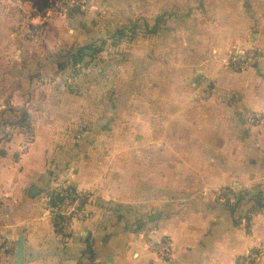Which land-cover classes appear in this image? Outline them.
Masks as SVG:
<instances>
[{
    "label": "crops",
    "instance_id": "crops-1",
    "mask_svg": "<svg viewBox=\"0 0 264 264\" xmlns=\"http://www.w3.org/2000/svg\"><path fill=\"white\" fill-rule=\"evenodd\" d=\"M174 2L164 0L163 11ZM201 2L196 24L181 28L195 38L182 43L188 51L177 70L180 88L165 89L163 111L131 109L115 121L136 134L120 141L132 146L127 182L126 155L109 166L85 156L93 141L88 135L73 143L52 131L81 122L50 121L44 106L35 105L44 96L37 82L49 74L59 78L56 52L79 40V11L42 17L28 1L0 0V98L37 113L34 140L23 152L21 135L0 146V264H17L21 234L24 264H238L253 248L261 253L256 264H264V206L241 221L216 193L245 190L264 204V123L248 118L250 111L264 112V0ZM43 29L54 40L35 50ZM243 46L256 47L258 56L253 66L236 70L230 53ZM207 81L211 89L204 91ZM3 107L0 114L8 112ZM62 178L91 192L90 217L75 220L68 235L57 231L48 209L49 191ZM126 199L152 219L158 236H171V259L148 249V233L133 223L134 206L120 204Z\"/></svg>",
    "mask_w": 264,
    "mask_h": 264
},
{
    "label": "rangeland",
    "instance_id": "rangeland-1",
    "mask_svg": "<svg viewBox=\"0 0 264 264\" xmlns=\"http://www.w3.org/2000/svg\"><path fill=\"white\" fill-rule=\"evenodd\" d=\"M176 1L175 6L166 12L163 11L164 0H68L66 9L62 12L59 9L51 11L50 8L39 11L28 1L34 8L33 13L42 17L71 15L75 8L79 11L78 18L81 23L78 26L81 30L78 34L79 40L72 45H64L65 47L56 52L57 59L59 53H70L79 56V61L69 64L63 70L59 68L57 79L52 78L53 74H49L47 78L43 76V80L40 79L37 85L43 88L44 96L42 102L39 100L35 105L39 103L44 106L45 117L50 121L61 117L66 123L81 122L75 126L69 124L70 128L52 131L70 136L74 139L73 143L88 135L93 141L86 146L85 156L99 157L109 166L117 155H126L122 164L124 180L127 182L131 181L132 146L121 145L120 141L126 142L127 139L135 138L136 134L130 128L115 125V121L129 115L126 112L132 114V110H164L165 89L180 88V79L176 77L177 70L188 51L182 43L195 38L193 34L181 31V28L196 24L195 13L202 10L203 3L201 0H185L186 3L181 6L179 0ZM156 25L157 30L153 32L151 29ZM40 39L35 50L54 40L45 34L44 29ZM84 47L94 50L87 48V55H78ZM12 55L17 60L21 59L16 52ZM60 60L66 59L62 57ZM57 63L59 67V59ZM232 66L236 70H243L233 64ZM210 89L211 82L207 81L203 90ZM2 103H5L2 109H7L8 112L0 114V146L6 148L14 137L21 135L20 152H23L34 140L33 123L37 113L30 115V130L16 124L22 113L20 106L23 103L13 101L11 97L0 98V106ZM145 115L141 113V117ZM93 121L102 122V125L104 123L103 128L92 127L89 123ZM117 201L119 199L115 202ZM234 203H237V198ZM120 204L127 208L134 206L128 199L120 201ZM130 209L133 223L138 228L147 231L157 227L152 219L140 215L136 206ZM237 214L245 215L244 212Z\"/></svg>",
    "mask_w": 264,
    "mask_h": 264
},
{
    "label": "built area",
    "instance_id": "built-area-1",
    "mask_svg": "<svg viewBox=\"0 0 264 264\" xmlns=\"http://www.w3.org/2000/svg\"><path fill=\"white\" fill-rule=\"evenodd\" d=\"M68 0H54L50 10L59 9L61 12L66 9ZM258 56V49L254 46L236 47L230 53L229 64H233L239 69H245L254 65ZM248 118L255 124L264 123V112H248ZM55 188L58 190L62 199L56 205L48 206L49 213L53 219L54 225L58 232L62 235L72 234L74 229V221L85 220L90 217L91 212L87 206L91 197L88 189L80 188L73 185L67 180H63L57 184ZM218 198L229 205H234L238 193L231 188H220L216 191ZM51 196L48 197L50 202ZM241 221H247L246 216L237 215ZM146 245L148 249L157 253L158 257L168 260L173 257L172 238L169 234L158 236L157 230L150 228L146 231ZM261 253L257 249H249L244 255L238 258V264H256Z\"/></svg>",
    "mask_w": 264,
    "mask_h": 264
},
{
    "label": "trees",
    "instance_id": "trees-1",
    "mask_svg": "<svg viewBox=\"0 0 264 264\" xmlns=\"http://www.w3.org/2000/svg\"><path fill=\"white\" fill-rule=\"evenodd\" d=\"M23 1H30V2H32L33 6L35 7L36 10L45 11V10H48L51 7V4H52L53 0H23ZM160 19H161V17L159 16L158 20H160ZM151 30L153 32L156 31L157 30V25ZM119 33H122V31H120ZM87 48L91 49L90 47H84L83 48L84 50L80 51L78 55L82 56L83 54H86L85 50ZM59 56H60V58H59ZM62 57L65 58L66 60L65 61L60 60ZM78 57L76 56V54L67 53V54H61L60 55V53H59V55H58L59 68L61 70H63L69 64L77 63L79 61ZM9 124H10V122L7 123V125H9ZM16 124H19L21 127H27L28 129L31 130V122H30L29 113L26 112V111H22V113L20 114L18 120L16 121ZM52 173L54 174L53 171H52ZM49 196H51V199H50L49 203L52 206L56 205L62 199V196L60 195V193L58 192V190L56 188H53V189H51L49 191ZM252 201H253V204H252L251 208L245 210L243 205L244 204L246 205L248 202H252ZM263 206H264V204H263V202H262V200L260 198V195H252V197H250V192L249 191L241 190L239 192V194L237 195V203L232 205V206H230V208L232 209V211L235 214H237L239 212H244L245 215H246V218L248 220H250L251 213L259 210Z\"/></svg>",
    "mask_w": 264,
    "mask_h": 264
},
{
    "label": "water",
    "instance_id": "water-1",
    "mask_svg": "<svg viewBox=\"0 0 264 264\" xmlns=\"http://www.w3.org/2000/svg\"><path fill=\"white\" fill-rule=\"evenodd\" d=\"M36 187L32 189V193L36 191ZM239 194V193H238ZM159 216L155 215L153 219H158ZM25 263V236L23 234L19 237V247H18V254H17V264H24Z\"/></svg>",
    "mask_w": 264,
    "mask_h": 264
}]
</instances>
